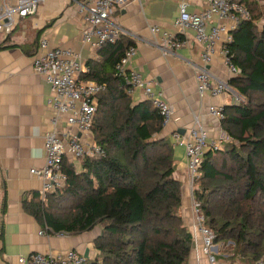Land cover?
<instances>
[{"label": "trees", "instance_id": "trees-1", "mask_svg": "<svg viewBox=\"0 0 264 264\" xmlns=\"http://www.w3.org/2000/svg\"><path fill=\"white\" fill-rule=\"evenodd\" d=\"M250 20L232 32L229 56L240 75L229 80L239 102L223 107L228 141L204 153L193 199L225 264L246 258L264 264V26L254 0H243ZM133 40L121 36L99 48V63L80 78L104 85L91 128L101 154L84 157L79 170L64 162L66 182L40 199L22 202L48 235L78 236L99 229L94 259L84 264H188L193 239L181 217V183L173 148L161 136L152 105L134 103L115 65ZM236 262V263H235Z\"/></svg>", "mask_w": 264, "mask_h": 264}, {"label": "crops", "instance_id": "crops-1", "mask_svg": "<svg viewBox=\"0 0 264 264\" xmlns=\"http://www.w3.org/2000/svg\"><path fill=\"white\" fill-rule=\"evenodd\" d=\"M16 1L8 0L11 4ZM182 1L188 4L190 13L200 12L205 7L204 0H142V7L129 2L122 9H114L110 17L112 22L141 40L134 42L136 55L128 69L154 82V90L161 92L172 107V121L161 132L171 145V135L188 132L195 117L209 137L215 136L218 124L208 117L207 108L236 103L231 94L217 98L197 94L195 77L201 47L195 43L191 32L184 36L187 46L173 55H164L147 44L153 39L148 26L158 25L170 30ZM84 26V16L75 1L45 0L35 15L18 20L9 35L0 36V264H17L19 257L35 253L47 255L74 250L83 255L87 252L88 259L96 255L92 242L99 234L98 228L78 236H41L42 227L25 213L22 205L24 200H31L33 192L39 194L41 181L29 171L44 165L43 136L50 130L52 115L46 106L49 88L33 73L31 58L39 42L45 39L50 48H69L79 54L86 69L89 62L99 63L105 54L79 40ZM209 71L218 79H232L219 55L213 59ZM130 97L135 104L144 100L140 90L133 91ZM172 148L174 177L181 183L182 191L180 213L193 239L188 264H208L194 225L185 151L178 146L172 145ZM213 250L217 253L218 246ZM216 258L217 264H225L224 256Z\"/></svg>", "mask_w": 264, "mask_h": 264}, {"label": "built area", "instance_id": "built-area-1", "mask_svg": "<svg viewBox=\"0 0 264 264\" xmlns=\"http://www.w3.org/2000/svg\"><path fill=\"white\" fill-rule=\"evenodd\" d=\"M44 1L17 0L11 4L8 0H0V36L9 35L18 20L35 15ZM73 1L77 4L79 13L84 16L85 26L79 33V40L89 45L92 50H97L106 44H114L121 36H126L133 42L141 41L112 22L110 17L114 9H122L129 2H136L142 7V0ZM254 1L259 2L264 10V0ZM204 2L205 7L202 11L190 13L188 4L182 1L178 7V15L172 20L170 30L158 25H149L148 30L153 39L147 44L157 48L164 55H173L187 46L184 36L187 32H191L193 40L201 47L200 66L195 77L197 94L209 98L231 94L235 101L239 102L240 98L229 86V81L216 78L209 71V67L216 55H219L230 77L240 75V69L231 62L229 45L233 41L232 32L239 22L250 20V13L243 0H204ZM135 55V45L126 49L115 65V71L124 78L128 86L127 94L130 96L133 91L140 90L144 100L148 101L161 117L162 127L166 128L172 121V107L161 92L154 90V82L147 81L139 72L128 69ZM31 65L33 73L41 77L49 88L46 106L52 113L49 120L50 130L43 136L44 165L29 171L31 176L41 181L39 196L44 200L46 195L65 184L66 176L62 170L65 161L78 171L82 158L101 154L100 149L92 142L91 128L97 111L96 97L105 87L80 78L88 70L79 54L69 48H50L45 39L39 42L31 58ZM207 115L218 124L215 136L209 137L196 117L188 132L184 134L174 132L171 135L172 145L182 147L185 151L191 192L194 183L200 178L199 167L204 153L209 150L218 151L228 141L227 133L220 125L224 119L223 106H209ZM192 210L194 225L201 237L203 254L208 264H217V253L213 250L214 236L204 226V218L194 199H192ZM39 235L48 234L42 230ZM85 261L83 254L67 250L57 254L35 253L28 257H19L17 264H84Z\"/></svg>", "mask_w": 264, "mask_h": 264}, {"label": "rangeland", "instance_id": "rangeland-1", "mask_svg": "<svg viewBox=\"0 0 264 264\" xmlns=\"http://www.w3.org/2000/svg\"><path fill=\"white\" fill-rule=\"evenodd\" d=\"M257 4H258V8L260 9V17L258 20L259 21V27H262V26H264V10L262 9V6L260 5L259 2H257ZM92 259H94V257L91 258L90 260H92ZM239 259L240 260H238L237 263L235 262L236 264H252V263H249L246 258H244V259L239 258ZM255 264H259V262L255 263Z\"/></svg>", "mask_w": 264, "mask_h": 264}, {"label": "water", "instance_id": "water-1", "mask_svg": "<svg viewBox=\"0 0 264 264\" xmlns=\"http://www.w3.org/2000/svg\"><path fill=\"white\" fill-rule=\"evenodd\" d=\"M181 134H183V131L181 132ZM84 257H85L86 259H88V257H87V252L84 254Z\"/></svg>", "mask_w": 264, "mask_h": 264}]
</instances>
